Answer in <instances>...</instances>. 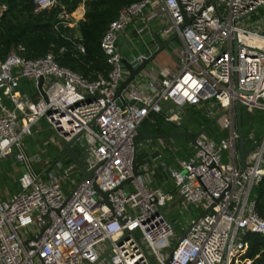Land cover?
Here are the masks:
<instances>
[{"label":"built area","instance_id":"1","mask_svg":"<svg viewBox=\"0 0 264 264\" xmlns=\"http://www.w3.org/2000/svg\"><path fill=\"white\" fill-rule=\"evenodd\" d=\"M35 4L36 11L61 5L58 24L75 27L72 12L61 0ZM147 7L152 17L164 19L163 37L178 34L182 39L181 68L170 77L152 76L150 95L132 81L123 92L124 104L116 93L128 70L118 41ZM259 7L264 9V0H142L125 6L101 42L111 70L92 81L61 66L53 54L30 59L23 55V46L13 49L0 62V160L14 156L29 169L19 178L20 190L0 198V264H100L108 249L110 264H150L148 255L154 264L251 263L242 257L249 248L247 237L264 235L255 196L264 178V132L243 169L234 102L243 101L250 113L264 110V34L249 26L252 15L244 18ZM6 8L0 3V12ZM75 45L86 52L82 43ZM148 56L127 59L137 67ZM41 77L47 99L20 91L22 79L38 87ZM89 94L100 96L87 102ZM4 96L13 108L4 103ZM165 101L181 107L206 104L211 112L220 108L221 127L229 131L220 140L198 137L195 153L170 171L184 202L202 211L214 203L197 222L188 221L192 228L181 240L166 210L174 195L155 188L147 172L134 175V138L152 112L164 111ZM41 119L56 139L55 132L70 139L84 130L76 143L89 151L82 160L87 169H94L92 178L79 179L67 190L63 181L80 174L73 162L65 166L57 161L56 170L32 169L23 139ZM166 119L179 122L181 117L168 111ZM128 178L132 180L124 183ZM100 191L108 192V202ZM162 206L165 215L159 212ZM126 230H135V235L125 236Z\"/></svg>","mask_w":264,"mask_h":264},{"label":"crops","instance_id":"2","mask_svg":"<svg viewBox=\"0 0 264 264\" xmlns=\"http://www.w3.org/2000/svg\"><path fill=\"white\" fill-rule=\"evenodd\" d=\"M157 4L158 2H155L154 6ZM84 14L85 5L81 2L77 9L72 12V19L75 26L80 19L84 18ZM163 21L164 19L162 17H152L151 7H147L143 10V15L135 17L131 23L128 24L127 28L120 34L118 41L119 50L122 40L124 41L123 43L126 44V54H123L121 51L120 52L124 58L129 59L134 55L138 56L141 54H148L150 56L157 49V44L152 35L153 32H156L162 41H167L173 37L168 46L162 50L166 51V53L168 52V54L167 56H164V58H160L161 63L157 60L159 54L153 59H156L155 61L159 66H150V64L152 65V60L147 65L146 70L133 80V82L139 86V89L145 95H150L154 92V89L149 85V80L152 76H157L159 78L170 77L176 74L181 68L178 51L183 46L182 39L178 34H173L167 38L163 37L161 35V29L164 25ZM250 22L253 24L249 25L251 28L258 29L264 34V16L262 20L250 19L249 23ZM141 29L142 32L139 33V30ZM177 39L180 42V46H175L174 44ZM128 74L129 73L127 71V75ZM19 89L22 93L32 97L33 99H36L41 95L35 81L30 79H22ZM3 100L9 108L14 107L13 103L7 96H4ZM175 107H177L178 110H175ZM163 109V112L158 113L164 116V121L161 123L163 131L160 133L184 130L197 131L204 125V122H202V114L205 113V116L213 118L211 117L213 116V112L207 108L206 104L199 106L186 105L181 107L172 101H165L163 103ZM168 111L179 114L181 120L179 122L167 120L166 114ZM262 112L264 114V110ZM154 113L155 112H152L149 117H151ZM149 117L146 118L140 126V130L143 133H153L149 129L151 125L149 123H154L155 120ZM219 124L221 126V123ZM243 128L245 139L255 140L264 132V120L262 119L260 121L258 119V122L255 121V123L250 125L246 124ZM227 134L226 129L224 130L222 127L215 124L208 129L205 136L214 140H220L222 137L227 136ZM76 145L79 146V143L75 144V148ZM23 146L25 152L30 157V163L33 170L39 172L57 169L55 164L56 162L54 161L61 151L58 147L57 139L54 137V132L45 119H41L38 123H36L32 128V133L24 137ZM195 151L196 145H194L188 137L152 139L139 141L135 156L140 170L147 171V174L150 175L152 181L154 182L153 186L155 188H160L164 192L172 193L175 197L174 201L179 200L180 202L181 197L175 187L170 171L171 169L179 168L180 161L189 158L195 153ZM59 161L63 164L65 163V165L72 162L67 156L61 158ZM26 168L29 169V165L18 161L14 156L0 160V189L4 192L3 195L0 196L1 199H8L21 189L19 178ZM75 176H77V179ZM73 177L74 178L71 180L63 181L65 189H71L74 182H77L81 178V175L75 174ZM201 212L202 210H200L198 214ZM179 224L181 225V223ZM187 225L188 223L184 225L182 224V227L179 228H185Z\"/></svg>","mask_w":264,"mask_h":264},{"label":"trees","instance_id":"3","mask_svg":"<svg viewBox=\"0 0 264 264\" xmlns=\"http://www.w3.org/2000/svg\"><path fill=\"white\" fill-rule=\"evenodd\" d=\"M139 1L142 0H61V4L70 12H74L81 2L85 5L84 18L75 27H65L58 24L61 5L36 11L35 0H0L1 4L7 5L0 19V62L13 49L23 46L26 58L36 59L53 54L61 66L90 81L99 75L107 77L111 65L101 46L102 38L111 23L118 18L120 10ZM77 42L85 46V53L75 48ZM202 116L204 125L211 120L204 114ZM149 118L155 120L149 123L150 131L162 132L164 116L154 113ZM255 196L256 209L264 218V178L255 188ZM247 241L249 248L242 257L253 261L240 264H264V235L252 233Z\"/></svg>","mask_w":264,"mask_h":264},{"label":"water","instance_id":"4","mask_svg":"<svg viewBox=\"0 0 264 264\" xmlns=\"http://www.w3.org/2000/svg\"><path fill=\"white\" fill-rule=\"evenodd\" d=\"M212 2H215V0H211ZM262 7L257 8L256 10H254L253 12L249 13L248 15H246L244 18H246L247 16H251L252 14L258 12ZM4 11L0 12V19L3 15ZM190 19H186V23L185 25L189 24ZM153 38L157 44V49L147 58H145L137 67H133V65L128 61V59L124 58L123 62L128 70V75L127 77L122 81L119 89L117 90V97H119L124 104H126V101L124 99L123 96V92L127 89L128 85L135 80L138 76H140L147 68V65L166 47L168 46V44L172 41L173 37H171L169 40L167 41H162L158 34L156 32L152 33ZM237 45V41H235V46ZM236 50V47H235ZM43 83H44V77H41L39 79L38 82V88L40 90V93L42 94V96L47 99V93L45 92L44 88H43ZM100 95H94V94H89L85 101L89 102L93 99L98 98ZM234 106H235V111H236V128L239 134V140H238V160L240 162V165L243 169H245L248 165L247 162V158L248 156L251 154V152L255 149V147H257L260 142L263 139V136L260 135L258 138H256L251 145H249L248 147L245 145V134H244V126H243V107L245 106V103L241 100H236L234 102ZM222 113L218 114L216 117L212 118L208 123H206L204 126H202L200 129H198L197 131H193V130H184V131H174V132H168V133H143L140 129H138L137 135L134 138V145H135V150L137 149V145L139 141L142 140H152V139H167V138H178V137H188L191 139L192 143L194 145L197 144V139L198 137H200L203 134H206L208 129L215 125L219 119L221 118ZM84 130L80 131L79 133H77L76 135H74L72 138L70 139H66L64 136L58 134L55 132L56 136H57V143H58V147L60 148V154L57 156V158L55 159L54 162L59 161L61 158L63 157H68L78 168L81 178L79 183L83 182L86 179H90L92 178V172L94 171V169H87V167L85 166L80 153L78 152V150L75 148V144L77 142V140L79 139V137L83 134ZM147 171H143L140 170L139 165L136 161V156L134 159V175H139V174H144ZM132 180V178H128L124 183H129ZM96 186V185H95ZM123 184L120 186L122 187ZM97 187V186H96ZM100 194L104 197V201L108 202V192H103L100 191ZM217 201V200H216ZM214 206V203L212 205H210L207 209L203 210L201 213H199L196 217H195V222H197L200 218H202L203 216H205ZM166 206H162L159 210V212H161L162 214L165 215V208ZM169 222L171 223L174 231L178 234L179 239H183L184 237L187 236V234L190 232L191 228H192V224H189L187 226V228L184 231L179 230L174 221L172 219H169ZM134 234L135 235V230L134 231H129L126 230V235L128 234ZM109 252L110 249H108L105 253L102 254V256L99 258L98 261H100L102 258H107L109 259ZM172 257V254H170L167 263L170 262ZM148 258L150 260V264H154L153 259L150 255H148ZM94 264V263H91Z\"/></svg>","mask_w":264,"mask_h":264},{"label":"rangeland","instance_id":"5","mask_svg":"<svg viewBox=\"0 0 264 264\" xmlns=\"http://www.w3.org/2000/svg\"><path fill=\"white\" fill-rule=\"evenodd\" d=\"M263 16H264V9L262 10V12L259 11L258 13L252 15L251 19H253V20H256V19L262 20ZM123 42L124 41L122 40L121 44H120V51L123 54H126L127 47H126V44L123 43ZM174 44H175V46H180V42L178 41V39L175 40ZM167 54H168V52L166 53V51H162L161 53H159V56L157 57V60L161 63L160 58L161 59L164 58V56H167ZM155 60L152 61V65L150 64V66H159L156 63ZM211 109L213 111V116H211V117H213V118L216 117L218 114L222 113V110L220 108L212 107ZM175 110H178L177 107H175ZM242 113H243V119L246 122V124H248V125H250L252 123H255V121L258 122V119L260 121L262 119L264 120V114L260 110L255 111V113H250L248 110L246 111V108L244 107L243 110H242ZM219 123H220V119L216 123V125L221 127ZM226 132L228 133L229 131L226 130ZM253 141H254L253 139H245V145L248 147L249 145H251V143ZM76 148H77L78 152L80 153V156L82 157V159L85 160L87 158L88 154H89V151L86 148V146H82L81 147V146L76 145ZM64 165H65V163H64ZM76 177L77 176H75V178ZM3 193L4 192L2 191V189H0V196H2ZM166 210H167V212L169 214V217L173 221H176L177 227H182V224L184 225V224L188 223L189 220H191L193 217L197 216L198 212L200 210H202V208L200 206H197V205H194V204H188V203L184 202L183 199H181L180 202H179V200L178 201L175 200V201L170 202L169 205L166 207ZM179 223H181V225ZM173 238L174 239L176 238V241H178V237L177 236H173ZM104 245H106L108 247L110 244H109V242H106ZM100 264H110V262H109V260L107 258H104L100 262Z\"/></svg>","mask_w":264,"mask_h":264}]
</instances>
